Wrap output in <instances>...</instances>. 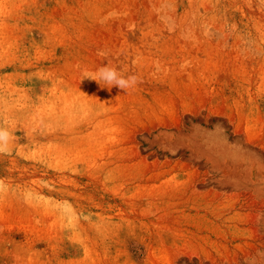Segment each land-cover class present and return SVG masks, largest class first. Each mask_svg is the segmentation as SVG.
Instances as JSON below:
<instances>
[{"label":"rangeland","instance_id":"obj_1","mask_svg":"<svg viewBox=\"0 0 264 264\" xmlns=\"http://www.w3.org/2000/svg\"><path fill=\"white\" fill-rule=\"evenodd\" d=\"M0 127V264H264V0H0Z\"/></svg>","mask_w":264,"mask_h":264},{"label":"clouds","instance_id":"obj_2","mask_svg":"<svg viewBox=\"0 0 264 264\" xmlns=\"http://www.w3.org/2000/svg\"><path fill=\"white\" fill-rule=\"evenodd\" d=\"M97 73L98 77L95 81L98 84L100 80H103L105 86H116L124 91L134 88L138 83V78L135 75H124L117 68L109 67L108 65L101 66ZM11 138L12 134L6 128L0 127V152L7 150Z\"/></svg>","mask_w":264,"mask_h":264}]
</instances>
